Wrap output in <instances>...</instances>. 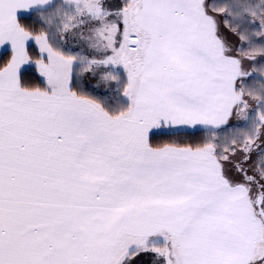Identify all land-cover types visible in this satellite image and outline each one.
<instances>
[{
	"label": "snow or ice",
	"instance_id": "obj_1",
	"mask_svg": "<svg viewBox=\"0 0 264 264\" xmlns=\"http://www.w3.org/2000/svg\"><path fill=\"white\" fill-rule=\"evenodd\" d=\"M0 264H264V0H0Z\"/></svg>",
	"mask_w": 264,
	"mask_h": 264
},
{
	"label": "trees",
	"instance_id": "obj_2",
	"mask_svg": "<svg viewBox=\"0 0 264 264\" xmlns=\"http://www.w3.org/2000/svg\"><path fill=\"white\" fill-rule=\"evenodd\" d=\"M203 135V133L201 132H196L194 135L190 134V131L187 133H181L178 136H163V137H159L158 139L161 141H167V140H171V139H179L181 142L184 143H198L200 141L201 136Z\"/></svg>",
	"mask_w": 264,
	"mask_h": 264
},
{
	"label": "crops",
	"instance_id": "obj_3",
	"mask_svg": "<svg viewBox=\"0 0 264 264\" xmlns=\"http://www.w3.org/2000/svg\"><path fill=\"white\" fill-rule=\"evenodd\" d=\"M226 35L228 36V38L231 40V41H235V38L233 39V37H231L229 34L226 33ZM93 83H95V81H93ZM86 91L88 92H91L93 95L97 94V93H94L92 92V89L91 88H86L85 89Z\"/></svg>",
	"mask_w": 264,
	"mask_h": 264
},
{
	"label": "flooded vegetation",
	"instance_id": "obj_4",
	"mask_svg": "<svg viewBox=\"0 0 264 264\" xmlns=\"http://www.w3.org/2000/svg\"><path fill=\"white\" fill-rule=\"evenodd\" d=\"M235 119V118H234ZM241 127H243V125H241ZM253 159H255V156H253ZM246 167H247V165H246Z\"/></svg>",
	"mask_w": 264,
	"mask_h": 264
},
{
	"label": "rangeland",
	"instance_id": "obj_5",
	"mask_svg": "<svg viewBox=\"0 0 264 264\" xmlns=\"http://www.w3.org/2000/svg\"><path fill=\"white\" fill-rule=\"evenodd\" d=\"M233 39H234V37H233ZM89 79H90V77H89ZM145 259H147V258H145Z\"/></svg>",
	"mask_w": 264,
	"mask_h": 264
}]
</instances>
